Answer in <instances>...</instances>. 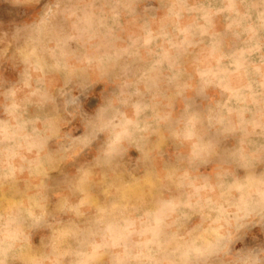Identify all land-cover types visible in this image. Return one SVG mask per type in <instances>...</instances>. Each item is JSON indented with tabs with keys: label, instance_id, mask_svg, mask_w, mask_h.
I'll return each instance as SVG.
<instances>
[{
	"label": "rangeland",
	"instance_id": "obj_1",
	"mask_svg": "<svg viewBox=\"0 0 264 264\" xmlns=\"http://www.w3.org/2000/svg\"><path fill=\"white\" fill-rule=\"evenodd\" d=\"M0 264H264V0H0Z\"/></svg>",
	"mask_w": 264,
	"mask_h": 264
}]
</instances>
